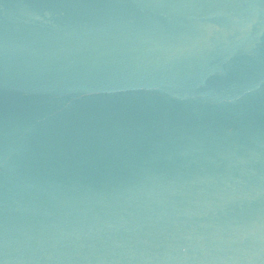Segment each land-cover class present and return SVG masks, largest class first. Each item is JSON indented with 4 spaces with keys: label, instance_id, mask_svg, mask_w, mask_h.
Here are the masks:
<instances>
[{
    "label": "water",
    "instance_id": "obj_1",
    "mask_svg": "<svg viewBox=\"0 0 264 264\" xmlns=\"http://www.w3.org/2000/svg\"><path fill=\"white\" fill-rule=\"evenodd\" d=\"M0 264H264V0H0Z\"/></svg>",
    "mask_w": 264,
    "mask_h": 264
}]
</instances>
